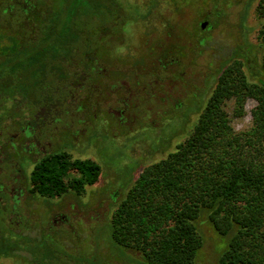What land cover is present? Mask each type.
I'll use <instances>...</instances> for the list:
<instances>
[{"label": "rangeland", "instance_id": "rangeland-1", "mask_svg": "<svg viewBox=\"0 0 264 264\" xmlns=\"http://www.w3.org/2000/svg\"><path fill=\"white\" fill-rule=\"evenodd\" d=\"M37 3L60 10L62 19L68 18L71 9L74 27L87 38L83 49L92 54L90 76L82 83L93 89L66 88L78 94L64 101L65 116L60 112L64 123L55 125H62L57 132H80L78 147L64 151L66 162L73 164L71 171L75 173L76 162L89 159L97 163L100 173L93 185L83 186L81 194L67 188L46 196L33 178V160L9 147L11 137L16 145L23 141L16 121L7 120V128L0 124V159L8 161L0 160V174L26 175L31 190L45 196L30 198L35 202L22 208H0V264H146L139 253L113 242L112 213L142 170L166 158L189 136L224 67L237 60L249 82L259 80L264 51L259 35L264 18L256 12L259 0ZM7 7L5 11L17 9ZM26 12H32L31 8ZM17 17L18 12L14 24ZM14 24L9 32L17 40L23 32ZM7 42H0V48ZM99 68L103 72L94 77ZM50 84L55 86L54 81ZM255 104L247 99L240 117H234L231 103L227 104L235 131L249 128ZM8 107L0 100V118L6 116ZM29 110L22 111L27 121ZM12 111L21 114L19 107ZM37 112L44 116L46 110L37 107ZM55 132L53 141L59 142ZM46 145L41 139L39 148L47 149ZM63 182L69 186L72 179ZM56 215L66 219L54 223ZM196 228L202 243L194 264H217L228 238L219 237L204 214L197 218Z\"/></svg>", "mask_w": 264, "mask_h": 264}, {"label": "trees", "instance_id": "trees-1", "mask_svg": "<svg viewBox=\"0 0 264 264\" xmlns=\"http://www.w3.org/2000/svg\"><path fill=\"white\" fill-rule=\"evenodd\" d=\"M37 1L0 4V42L8 41L0 48V100L9 106L0 124L7 128L5 122L15 120L19 136L29 120L36 126L43 121L41 115L36 121L37 107L52 112L46 127L62 126L55 124L64 123V101L78 94L66 88L92 86L85 85L92 54L83 49L87 38L74 27L72 10L62 19L60 10H48ZM7 5L17 9L5 11ZM256 12L264 18V0ZM12 24L23 32L17 40L9 32ZM259 35L264 43V26ZM96 72L98 78L103 70ZM247 99L256 102L251 125L235 131L225 108L231 103L232 115L240 117ZM17 107L21 114L12 111ZM25 107L32 109L28 121L23 118ZM11 138L9 147L19 155L23 141L16 145ZM64 155L34 166L33 178L46 196L67 188L81 194L84 185H93L99 177L97 163L79 160L74 173ZM64 178L72 179L69 186ZM202 214L219 237L228 238L217 264H264V51L255 83L247 80L237 60L222 69L189 136L166 158L144 168L113 211L111 238L139 253L146 264H194L202 243L196 220Z\"/></svg>", "mask_w": 264, "mask_h": 264}, {"label": "flooded vegetation", "instance_id": "flooded-vegetation-1", "mask_svg": "<svg viewBox=\"0 0 264 264\" xmlns=\"http://www.w3.org/2000/svg\"><path fill=\"white\" fill-rule=\"evenodd\" d=\"M51 111L45 112V115L43 116V121L39 118L38 112L36 115V121L38 116V121L40 122V125L36 126V123L32 121H28L26 128L24 130V135L21 136V139H23V150L21 153H25L29 158L33 160V169L34 166L37 163L44 162L45 159L49 156H57L58 154H62V152L71 150H75L78 147V131L72 130L70 131L68 129L61 130L57 132L58 127H55L54 130H51L50 128L46 129L47 119L49 115H51ZM45 122V123H44ZM47 122V123H46ZM43 123V124H42ZM56 133V136H59L57 140L59 142H54V134ZM19 136V137H20ZM12 139H15L14 137ZM41 139L45 140L47 143V149L39 148V144ZM13 141V140H12ZM15 144L13 145V147ZM42 150V151H41ZM21 153H19L21 155ZM13 157V153H12ZM10 157V158H12ZM15 157V155H14ZM1 160V159H0ZM4 161V162H3ZM11 161V160H9ZM3 163H8L7 160H1ZM17 171H19L17 169ZM30 184V178H27L26 175H22L20 173H17L16 175H2L0 174V208L1 209H10L13 208L15 205L19 208L24 207L27 203L30 204V202H35L33 200H30V198L37 196L45 197L44 195H37L33 190H31ZM27 206V205H26ZM65 215H56L53 217V222L56 223L58 220H65Z\"/></svg>", "mask_w": 264, "mask_h": 264}, {"label": "water", "instance_id": "water-1", "mask_svg": "<svg viewBox=\"0 0 264 264\" xmlns=\"http://www.w3.org/2000/svg\"><path fill=\"white\" fill-rule=\"evenodd\" d=\"M206 26V23L202 24L201 27L204 28Z\"/></svg>", "mask_w": 264, "mask_h": 264}]
</instances>
